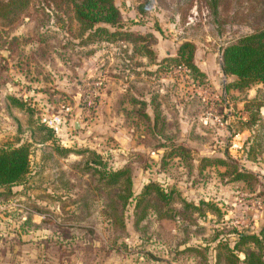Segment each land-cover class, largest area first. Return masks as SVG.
Segmentation results:
<instances>
[{
	"label": "rangeland",
	"instance_id": "1",
	"mask_svg": "<svg viewBox=\"0 0 264 264\" xmlns=\"http://www.w3.org/2000/svg\"><path fill=\"white\" fill-rule=\"evenodd\" d=\"M55 3L58 0H30L12 25L0 26V142L28 141L36 171L23 196L0 208V264H199L198 258L176 253L190 244H209L211 263L210 247L218 240L229 242L235 231H255L264 222V87L253 85L241 94L225 91L229 78L222 74L220 52L226 43L264 25V0H114L127 27L153 36L155 59L174 55L180 42L191 41L204 83L185 70L155 71L150 59L131 53L130 46L83 42L67 14L43 9H53ZM39 32L42 42L35 38ZM102 71L101 97L85 119L79 109L85 84ZM131 86L145 100L158 102L162 114L178 119L175 138L190 149L192 168L187 159H161L162 148H149L155 141L141 134L129 113L126 90ZM7 93L24 97L34 110L32 119L43 123L48 114L68 106L54 143L87 151L55 155L49 141H42L46 130L37 129L21 111L5 107ZM255 96L263 104L258 123L232 134L234 124L244 119V105ZM146 110L151 113L149 105ZM165 131H172V125ZM89 151L112 168L129 161L134 194L155 181L186 201L211 203L218 212L207 207L203 218L186 227L149 217L143 234L133 227L130 202L123 212L124 231L113 240L97 193L89 191L88 208L76 201L86 194L89 177L78 173V165L87 161ZM133 152L155 164L141 168ZM224 153L252 171L256 182L229 181L218 166L194 169L200 157Z\"/></svg>",
	"mask_w": 264,
	"mask_h": 264
},
{
	"label": "trees",
	"instance_id": "2",
	"mask_svg": "<svg viewBox=\"0 0 264 264\" xmlns=\"http://www.w3.org/2000/svg\"><path fill=\"white\" fill-rule=\"evenodd\" d=\"M30 0H0V26H9L25 11ZM58 14L55 10L67 14L69 19L77 24V37L83 42H104L106 44H124L130 46V52L135 55L149 58L156 66L155 71H169L173 68H183L187 75L193 80L205 82L204 73L194 63L195 46L189 40L180 42L174 55H167L155 59V54L150 48L153 36L150 33H138L132 31L123 22L121 13L115 5L114 0H58L55 7H43ZM50 12V11H49ZM47 15V14H45ZM35 38L40 42L44 41L41 33H35ZM13 40V38L11 39ZM13 41H17L15 38ZM10 43V40L8 41ZM24 39V43H26ZM12 43V41H11ZM9 45V48L13 47ZM126 58L131 60L130 55ZM221 71L229 79L224 84V90L235 94L245 92L253 85L264 87V25L236 40L226 43L220 52ZM138 65V64H137ZM137 81V80H136ZM137 88V87H136ZM133 86L126 90V100L130 104V115L135 120V125H140L141 134L150 137L155 142L149 146L151 150L163 149L161 159H187V166L193 167L190 157V149L184 147L175 138L178 132V119L170 114L164 115L159 110V103L153 98L145 100L141 97V91L136 93ZM5 107L21 111L28 118V122L37 125V129L46 130L42 141L48 142L51 151L55 155L64 157L68 154L80 155L86 152L84 149H73L72 147L54 143L56 137L49 127L38 118L32 119L33 109L29 107L24 97H17L13 93H7L3 98ZM251 102V103H250ZM250 104L244 105V119L237 121L232 129V134L241 132L244 128H251L259 121V107L262 102L251 98ZM149 105L151 113L147 112ZM127 113V112H126ZM34 118V117H33ZM38 122V123H37ZM172 125V131H165V127ZM167 143H164V142ZM55 144V145H54ZM30 144L26 140L15 138L11 142H0V205H7L19 196H23L28 182L34 171L30 159ZM90 153V154H89ZM87 161L78 165V173L87 174L89 180L86 194L79 196V201L84 208L91 204L89 191H93L96 200L101 201L103 213L113 232L112 239L115 240L124 231V209L132 202V224L134 229L144 234L146 229L144 222L153 217L157 220H169L177 222L185 227L194 225L195 221L203 218L204 210L218 212V209L211 203L199 200L197 204L180 198L172 187L162 186L155 181L144 183L137 193L132 191V165L129 161L117 168H112L104 158L92 151L88 152ZM253 157V151L248 152ZM141 168H150L155 161L147 158L139 152L131 154ZM207 166H218L223 169L221 176L229 181L242 180L245 182H256L254 173L238 166L237 163L226 153L222 156H202L198 159L194 169L200 172ZM81 171V172H79ZM204 206V207H203ZM38 206L32 205L35 209ZM30 221L28 216L24 224ZM23 224V223H22ZM21 224V225H22ZM141 230V231H140ZM140 234V233H139ZM212 262H209V244L183 245L176 253H184L193 259L198 258L199 264H264V222L255 231H235L234 237L227 242L218 240L212 247ZM210 258V259H211ZM197 260V259H196Z\"/></svg>",
	"mask_w": 264,
	"mask_h": 264
},
{
	"label": "built area",
	"instance_id": "3",
	"mask_svg": "<svg viewBox=\"0 0 264 264\" xmlns=\"http://www.w3.org/2000/svg\"><path fill=\"white\" fill-rule=\"evenodd\" d=\"M176 69L185 70L180 67H177ZM104 81L105 73L102 71V73L98 76L86 82V90L84 91V94L81 97V102L79 103L80 114L83 118L87 119L90 117L92 111L96 108L104 87ZM69 110L70 108L68 106H61L60 110L55 113L48 114V116L44 118L45 125L49 127L55 135L59 136L60 133H62V127L65 121L64 115H66ZM5 206L6 205H0V208L4 209Z\"/></svg>",
	"mask_w": 264,
	"mask_h": 264
},
{
	"label": "water",
	"instance_id": "4",
	"mask_svg": "<svg viewBox=\"0 0 264 264\" xmlns=\"http://www.w3.org/2000/svg\"><path fill=\"white\" fill-rule=\"evenodd\" d=\"M77 113L75 114L74 116V121H73V124H74V128H77L78 127V117H77Z\"/></svg>",
	"mask_w": 264,
	"mask_h": 264
}]
</instances>
